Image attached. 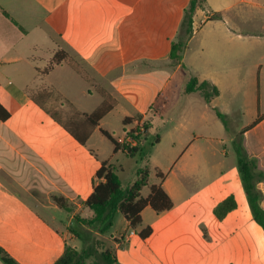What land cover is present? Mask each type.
Instances as JSON below:
<instances>
[{
  "label": "crops",
  "instance_id": "obj_1",
  "mask_svg": "<svg viewBox=\"0 0 264 264\" xmlns=\"http://www.w3.org/2000/svg\"><path fill=\"white\" fill-rule=\"evenodd\" d=\"M188 1L0 0V106L9 114L0 121V172L4 170L15 179L29 175L27 172L38 176L43 189L64 196L74 208L69 221L79 212L89 215L82 202L97 184L100 164L112 161V156L101 157L100 148L89 144L100 125L81 145L54 119L51 107L36 98L43 93L36 81L56 53L64 59L46 78L64 68L84 79L102 99L93 111L104 106L106 114L119 111L123 121H128L123 123L129 127L123 129L122 137L137 120L150 122L149 135L151 117H160L169 105L168 98L180 94L187 104L183 111L176 104L163 116L165 130L171 134L169 153L185 161L176 169L159 171L162 178L155 182L167 193L172 207L161 213L145 207L141 225L134 230L122 215L116 216L107 237L117 264H264V240L252 216L237 214V202L236 209L222 220L213 215L214 207L230 193L214 201L212 196L219 187H211L213 181L191 191L187 187L190 180L198 184L201 178L214 179H209L208 169L187 166L188 160L212 155L214 149L209 145L212 137L194 135V126L200 123L208 130L215 110L227 116L235 110H229L226 102L229 71L220 67L245 56L250 37L257 39L255 46L264 60V0H206L207 12L198 9L194 13L192 35L176 63L169 59L170 45L176 40ZM242 5L262 15L255 20L253 31L239 32L231 25L246 26L245 15L237 18L235 13ZM40 47L47 53L44 68L32 61L40 58ZM232 54L237 58H231ZM67 58L78 59L93 78L76 72ZM180 73L186 76L178 88ZM262 74L259 65L258 88ZM190 77L211 82L218 95L207 103L197 92L186 93ZM61 78L65 88L72 77L67 72ZM54 83L45 89L51 91ZM78 92L84 97L91 94L88 90ZM104 94L111 98L108 105ZM244 138L248 157L264 171V117L244 132ZM201 140L207 144L196 146ZM153 142L158 143L159 137L153 135ZM256 188L262 193L260 205L264 207V180L257 182ZM198 207L204 213L198 212ZM146 227L151 228V234L143 240L139 232ZM71 236L0 182V249L16 262L54 264L65 244L76 247Z\"/></svg>",
  "mask_w": 264,
  "mask_h": 264
},
{
  "label": "rangeland",
  "instance_id": "obj_2",
  "mask_svg": "<svg viewBox=\"0 0 264 264\" xmlns=\"http://www.w3.org/2000/svg\"><path fill=\"white\" fill-rule=\"evenodd\" d=\"M235 13L237 18L239 16L243 18L245 15L247 19L246 26L243 23H241V25L231 24L234 26V29L239 32L244 31L245 29V31L255 30L254 22L262 16L258 10L246 5H242L239 11H236ZM194 42L196 43V41ZM233 42L234 41L231 42V47L232 49H235L236 46ZM256 42L257 39H255V37L248 38L246 42L245 56L241 55L240 59H233L228 66H224V68L220 67L221 69L229 71L230 78L226 102L228 103L229 110L235 109L227 116L228 131L225 130L216 114L214 115L213 123L209 126L208 130H204L203 125L197 123L194 126V135L212 137L209 141V145L214 149L212 155L198 158L197 160H188L187 164V166L196 164V166L200 168L208 169L210 174L209 179L214 177L213 180L207 181L205 180L206 178H201L202 176H200L199 178L201 179L198 181V184L193 180L188 181L187 187L190 191L195 189L197 185L203 186L213 181L210 186L219 187V191H216L212 196L213 200L218 201V199L224 197L227 193H230L238 203L239 213L237 214H240L241 216L247 214L249 218H251L252 215L240 181L234 148L235 144L232 139L237 138L235 141L240 144L243 151L247 154L244 143V132L247 130L246 128L253 127L257 120L264 117V74H262L259 88L257 78L259 65H262V69H264V60L259 58L262 51L255 46ZM46 54L45 50L40 47L38 52L40 58L32 59V61L39 67L44 68L46 66L44 62ZM236 56L232 54L231 58H237ZM67 59L76 72L81 73L83 76H88L87 78H93L92 74L78 59ZM21 65L28 66L26 63ZM29 72H32L31 69H29ZM67 72L72 78L70 83L64 88L63 82H61V76L67 74ZM41 73V76H39L40 81H36V84H39V86L42 87L43 93L36 98L44 102L47 106H50L54 115L58 116L61 121L67 122L71 127H75L77 130L85 129L81 116L83 113L92 112L97 106H99L102 100L101 96L92 89L84 79L79 78L73 73V71L70 72L68 69L59 68L54 73H51L50 76H47V78L46 74L48 71L46 68L42 69ZM185 76L186 75L182 73L177 75L178 88L179 83L185 79ZM53 80H55L53 89L52 87L51 91L45 89V86L51 85ZM78 90H88L91 94H87L84 97L78 94ZM103 96L106 98L105 104L108 105L111 98L108 94H104ZM182 98L183 97L180 94L168 98L169 105L165 107L160 117H151L152 126L150 133L149 135L146 133L147 139L145 143L138 147L139 153L133 157H125L124 154L121 153L113 156L112 143L100 132L101 129L103 131L105 130L114 139L122 137L123 129L129 127V125H123V117L120 112L112 111L102 117L99 122L100 129L93 131L89 144L100 148L99 152L101 157H105L106 159L108 155L112 156L113 162L118 167L117 176L122 186H127L135 178L137 170L144 168L145 166L151 171L149 184H152L157 182L155 177L156 171H161L163 173L168 172L171 169L173 170L180 167L182 162L185 161L184 159H177L175 155L169 153L171 134H168L165 130L166 124L164 121L165 117L163 116L170 111L171 106L176 104H179V107H181L180 112H182L183 108H185L184 105H187L186 103H183ZM69 100L72 102L71 105L68 102ZM73 123L74 125H72ZM243 126H245V128H243ZM153 135L159 137V142L152 145ZM175 136L176 134L173 135V138H175ZM229 136L231 137V140H229ZM249 138L251 140L252 136H249ZM205 144L207 143L201 140L196 146H205ZM27 173L29 175H19L17 176V179H15V177L13 178L8 172L3 170L0 172V182L4 186L18 193L30 207L52 222L55 227L61 229L63 233L71 236L69 229L74 228L75 224L73 219L71 221L67 220V218L71 216V213L59 209L54 204L51 199L52 193L42 188L44 184L40 181L38 176L31 174L30 172ZM148 192V186L144 187L141 190V195L146 196ZM261 208L264 209L262 206ZM197 211L204 213L201 207H198ZM78 214H80V212ZM230 221L231 220H229V222ZM231 227L232 226H229L228 230L231 229ZM74 240L76 242V247L79 248L81 246L80 242L76 238H74ZM106 243L110 244L108 241H106Z\"/></svg>",
  "mask_w": 264,
  "mask_h": 264
},
{
  "label": "trees",
  "instance_id": "obj_3",
  "mask_svg": "<svg viewBox=\"0 0 264 264\" xmlns=\"http://www.w3.org/2000/svg\"><path fill=\"white\" fill-rule=\"evenodd\" d=\"M206 0H189L184 8L183 17L176 36V40L170 45L169 59L180 63L182 53L187 41L192 35V18L196 10L206 11ZM218 18V15L210 16ZM64 58H59L58 53L51 58L48 63L47 71L62 62ZM182 69L184 67L182 66ZM186 93L197 92L200 97L209 102L218 95L217 88L207 80L201 82L195 77H190L185 85ZM108 109L104 106L99 107L90 114H82V123L85 129L77 130L67 122L61 121L54 115V119L81 145H84L93 129L98 127L100 120L107 113ZM217 118L221 121L226 131H228V117L215 110ZM9 114L0 106V121H5ZM258 121V120H257ZM128 121L124 120L126 124ZM74 125V123L72 124ZM145 135L148 134L150 122L144 120ZM249 129V128H246ZM245 129V130H246ZM113 145V154L122 153L125 157H133L139 153L138 147L130 149L119 145L117 141L106 131L100 130ZM235 154L237 168L240 176L242 188L244 190L252 221L260 229L262 240H264V209L260 202L262 193L256 188V183L264 180V171L260 170L254 158H250L243 151L240 144L235 141ZM157 142V140H156ZM155 142L152 143V145ZM118 167L112 161L102 162L96 171L95 179L97 184L92 193L82 202V207L89 211V215H73L74 228L69 229V233L76 238L81 246L79 248L64 245L62 255L54 264H117L115 253L113 252L111 240L107 237L113 227L114 220L118 214L128 222L131 229H137L141 225V212L145 207H150L156 213L167 211L172 207V202L157 183L149 184L150 169L145 166L136 172V177L132 183L122 186L118 176ZM156 179L162 178V173L155 172ZM149 192L146 196L141 195V190L147 187ZM52 201L61 210L72 213L73 207L68 203L67 198L61 195H52ZM236 200L232 194L219 202L213 209V215L217 220H222L228 213L236 209ZM151 234V228L146 227L140 230L139 236L144 240ZM108 241L110 244L106 243ZM120 243L121 241H114ZM264 246V242H262ZM0 261L3 264H19L11 258L5 251L0 249Z\"/></svg>",
  "mask_w": 264,
  "mask_h": 264
},
{
  "label": "built area",
  "instance_id": "obj_4",
  "mask_svg": "<svg viewBox=\"0 0 264 264\" xmlns=\"http://www.w3.org/2000/svg\"><path fill=\"white\" fill-rule=\"evenodd\" d=\"M147 137L145 135V127L143 120L135 121V125L124 132L122 138L115 139L119 145L126 149L141 146L145 143ZM130 234H133L131 231Z\"/></svg>",
  "mask_w": 264,
  "mask_h": 264
}]
</instances>
